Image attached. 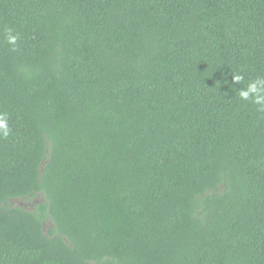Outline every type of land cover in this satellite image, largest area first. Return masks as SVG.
I'll return each mask as SVG.
<instances>
[{
	"label": "trees",
	"instance_id": "1",
	"mask_svg": "<svg viewBox=\"0 0 264 264\" xmlns=\"http://www.w3.org/2000/svg\"><path fill=\"white\" fill-rule=\"evenodd\" d=\"M258 77L264 0H0V264H264Z\"/></svg>",
	"mask_w": 264,
	"mask_h": 264
},
{
	"label": "clouds",
	"instance_id": "2",
	"mask_svg": "<svg viewBox=\"0 0 264 264\" xmlns=\"http://www.w3.org/2000/svg\"><path fill=\"white\" fill-rule=\"evenodd\" d=\"M7 43L15 45L18 39V35L13 34L11 28L6 29ZM244 79V76L239 73L232 74V82L237 84ZM239 97L244 101L251 100L252 103L259 106L257 111L264 112V77H258L252 80L246 87L239 91ZM10 128L5 114H0V136L8 137Z\"/></svg>",
	"mask_w": 264,
	"mask_h": 264
},
{
	"label": "rangeland",
	"instance_id": "3",
	"mask_svg": "<svg viewBox=\"0 0 264 264\" xmlns=\"http://www.w3.org/2000/svg\"><path fill=\"white\" fill-rule=\"evenodd\" d=\"M38 200H32V201H27V200H21V199H17V200H13L12 205L14 206H21L24 208H32ZM47 225H45V230L47 229Z\"/></svg>",
	"mask_w": 264,
	"mask_h": 264
}]
</instances>
